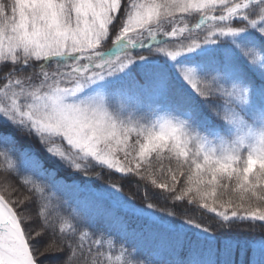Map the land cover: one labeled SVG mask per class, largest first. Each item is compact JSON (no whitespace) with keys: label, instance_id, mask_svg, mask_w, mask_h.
<instances>
[{"label":"snow or ice","instance_id":"snow-or-ice-1","mask_svg":"<svg viewBox=\"0 0 264 264\" xmlns=\"http://www.w3.org/2000/svg\"><path fill=\"white\" fill-rule=\"evenodd\" d=\"M249 252L264 0H0V264Z\"/></svg>","mask_w":264,"mask_h":264},{"label":"trees","instance_id":"trees-1","mask_svg":"<svg viewBox=\"0 0 264 264\" xmlns=\"http://www.w3.org/2000/svg\"><path fill=\"white\" fill-rule=\"evenodd\" d=\"M194 22V21H193ZM241 238H247V239H252V240H260L261 238V233L260 232H254V233H242L240 234ZM252 255L251 252H249L246 256L241 257L239 255H237L235 257L237 264H248V262L251 260Z\"/></svg>","mask_w":264,"mask_h":264},{"label":"rangeland","instance_id":"rangeland-1","mask_svg":"<svg viewBox=\"0 0 264 264\" xmlns=\"http://www.w3.org/2000/svg\"><path fill=\"white\" fill-rule=\"evenodd\" d=\"M251 260H252V258H251ZM251 260H250V261H251ZM241 264H244V263H241Z\"/></svg>","mask_w":264,"mask_h":264}]
</instances>
